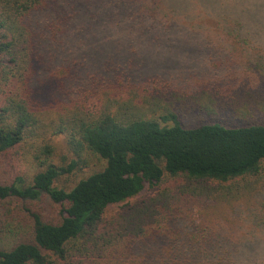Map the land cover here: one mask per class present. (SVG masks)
Segmentation results:
<instances>
[{
	"label": "trees",
	"instance_id": "trees-1",
	"mask_svg": "<svg viewBox=\"0 0 264 264\" xmlns=\"http://www.w3.org/2000/svg\"><path fill=\"white\" fill-rule=\"evenodd\" d=\"M218 1L188 18L172 0H0V154L29 143L41 168L0 182V212L60 207L57 221L31 214L0 264H264L247 247L264 245V0ZM88 14L113 33L96 61L67 56ZM121 21L145 48L183 40L205 57L187 75L138 65L113 54ZM58 138L78 158L66 167ZM85 156L102 167L57 188Z\"/></svg>",
	"mask_w": 264,
	"mask_h": 264
},
{
	"label": "rangeland",
	"instance_id": "rangeland-1",
	"mask_svg": "<svg viewBox=\"0 0 264 264\" xmlns=\"http://www.w3.org/2000/svg\"><path fill=\"white\" fill-rule=\"evenodd\" d=\"M172 1L173 4L179 9V12H182L185 16L190 18L194 12L202 14L203 17L204 13L211 11V2L218 0ZM105 17L106 16L103 14L101 17H99V21L96 20L95 22L91 23L89 20V14L87 15L86 18L88 22L94 26V30H90V28L87 27L85 30L86 32H81V27L79 26V34L83 33V35L82 37L79 35L76 42L69 44V46L77 44V47L70 48L69 54H67V56H73L76 59L77 57L86 56V58L91 57L93 61L105 56V54L108 52L105 41L108 36L112 35L113 37V33H105L104 29L111 31L110 28L107 27L108 24L111 23L109 21H104L103 18ZM99 24H101L99 27L100 29H95V26ZM123 25L125 24L121 21L116 28L119 30L120 42L117 46V50L115 49L113 54L119 55L118 53L122 54L128 52L129 58L136 60L135 62L138 65L146 62L151 68H154V71L156 72H171L176 75H182L186 73L185 75H187L190 69H187L186 66H194L195 64L202 61L205 57L203 51L200 50L202 49L201 47L205 46L203 43L199 44L186 42V44H184L183 40H174V42H163L160 45L157 43L150 45V43H148L150 47L145 48V44H143L146 43L145 38L142 37L141 39H132V35L135 34L132 32L128 33L127 30L123 29ZM98 32L102 33L103 35H99ZM81 42H85L86 45L82 46L80 44ZM87 43L89 46L86 48ZM78 46H80L83 50V54L81 53L82 56L77 54ZM85 48L87 50H84ZM185 75H183V77ZM183 79L184 82L189 81L187 77H184ZM1 98H3L2 93H0V102L2 101ZM202 120L203 118L200 117V115L192 116L190 122L194 123L190 124L199 123ZM54 145L56 147V151L53 162L57 165L66 167L71 163V161L78 160L76 154H74L73 151L68 148L67 144L60 138L54 141ZM34 156L35 153L33 152L29 143L23 144L16 150V152L11 153L10 155L4 156L0 154V182L9 183L15 182L17 179H21L26 185L30 184L35 173L41 171L39 161L35 160ZM86 160H88V165L86 167H84L81 163V166L77 167V169H75L71 174L62 176L55 183V186L57 188L70 190L78 181L102 167V163L93 156L87 157ZM152 193L153 191L149 193L147 192L146 194L150 195ZM4 205L5 208H3V211L1 210L0 212V249L12 247L14 244L25 238L24 235L27 232L29 226H31V214H38L42 219L51 221H57L60 215V207L53 204L48 198L45 197L36 202L10 201ZM4 205L2 207H4ZM246 224H248V222ZM259 231L264 232V228L259 229ZM262 235H264V233ZM247 247L264 250V245L261 244V242L252 243Z\"/></svg>",
	"mask_w": 264,
	"mask_h": 264
}]
</instances>
